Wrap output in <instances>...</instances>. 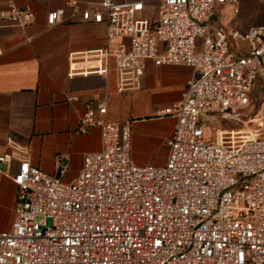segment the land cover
Returning <instances> with one entry per match:
<instances>
[{
  "label": "built area",
  "instance_id": "2783aa9c",
  "mask_svg": "<svg viewBox=\"0 0 264 264\" xmlns=\"http://www.w3.org/2000/svg\"><path fill=\"white\" fill-rule=\"evenodd\" d=\"M5 1L1 16L21 27L34 20L29 5ZM149 1L155 19L139 15ZM218 4L239 10V0H101L84 8L64 0L73 15L104 23L107 38L71 54L68 76H106L112 63L122 92L140 89L143 60L187 66L193 76L162 111L176 120L162 165L133 161L130 121L108 120L105 99L79 117L81 132L99 130L100 148L83 155L71 182L60 176L65 164L46 173L8 136L0 164L16 162V196L11 226L0 231V264H264V100L256 106L252 98L264 75V24H215ZM61 15L48 11L46 24ZM217 118L238 126H210L216 139L207 138L205 126Z\"/></svg>",
  "mask_w": 264,
  "mask_h": 264
},
{
  "label": "crops",
  "instance_id": "0c3cea01",
  "mask_svg": "<svg viewBox=\"0 0 264 264\" xmlns=\"http://www.w3.org/2000/svg\"><path fill=\"white\" fill-rule=\"evenodd\" d=\"M14 1L19 7L29 5L34 20L21 27L0 15V153L8 151L6 138L12 136L28 146L33 165L57 174L65 164L60 176L65 182L73 181L83 155L100 148L99 130L81 132L79 117L96 100L105 99L108 120L130 121L133 161L138 165L164 164L176 120L162 111L182 99L192 68L143 60L140 89L124 92L117 90L112 63L106 76H68L71 54L81 56L106 45L105 24L73 15L64 0ZM99 1L79 3L84 8ZM5 7L6 1L0 0V9ZM54 9L62 10L61 19L49 26L45 17ZM146 9L153 11L154 4L147 2ZM212 20L246 31L264 24V0H239L237 13L231 5L218 4ZM16 168L15 161L0 164V231L11 226Z\"/></svg>",
  "mask_w": 264,
  "mask_h": 264
},
{
  "label": "rangeland",
  "instance_id": "374dc122",
  "mask_svg": "<svg viewBox=\"0 0 264 264\" xmlns=\"http://www.w3.org/2000/svg\"><path fill=\"white\" fill-rule=\"evenodd\" d=\"M139 15L141 16H145L149 19H155L156 18V9H154L153 11H149L147 9H145L142 13H140ZM264 83V77L263 76H259L258 79L255 81V84L252 88V98L255 101L256 106H258L261 102V100H264V86L262 87L260 85V83ZM222 126V127H237L238 124H236L234 121L231 120H223L220 118H217L214 121H211L209 125L205 126V136L207 138L210 139H216L213 131L211 130L210 126ZM41 217L38 216L37 220H39ZM46 223L47 224H51V220L50 219H46Z\"/></svg>",
  "mask_w": 264,
  "mask_h": 264
}]
</instances>
